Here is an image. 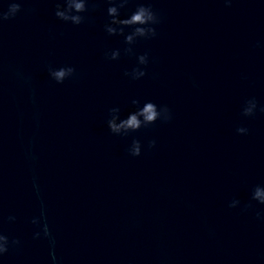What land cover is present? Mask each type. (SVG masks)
I'll return each mask as SVG.
<instances>
[{
  "label": "water",
  "instance_id": "water-1",
  "mask_svg": "<svg viewBox=\"0 0 264 264\" xmlns=\"http://www.w3.org/2000/svg\"><path fill=\"white\" fill-rule=\"evenodd\" d=\"M43 202L54 246L33 238ZM13 215L15 221H8ZM0 231L20 244L3 264H236L175 239L53 201L0 190ZM56 259L53 260L52 256Z\"/></svg>",
  "mask_w": 264,
  "mask_h": 264
},
{
  "label": "clouds",
  "instance_id": "clouds-1",
  "mask_svg": "<svg viewBox=\"0 0 264 264\" xmlns=\"http://www.w3.org/2000/svg\"><path fill=\"white\" fill-rule=\"evenodd\" d=\"M106 4L107 19L103 24V30L108 36L123 37L124 47L108 49L104 52L107 60H118L121 54L135 56L136 63L129 70L125 69L123 75L132 81L140 80L147 75V65L149 64V53H137L135 45L140 40H149L157 36L156 26L160 22V15L154 8L151 0H104ZM226 5L231 4V0H224ZM98 7L97 0H61L55 4L54 15L61 21L72 25H81L85 20L91 21L87 15L90 9ZM22 3L20 0H11L5 11H0V23L16 17L21 11ZM122 10H125L122 12ZM257 46L264 47V43L257 42ZM76 69L71 65H60L58 67L48 65V75L57 84L63 83L66 79L73 77ZM133 105L126 113H122L119 106H113L108 109V118L106 120L109 131L117 136L128 137L138 132L142 128L156 124L157 121L168 122L172 119V111L167 104H158L151 99H132ZM257 112L264 113V104H259L255 97L248 98L244 101L241 109L243 117H253ZM235 131L238 134L246 135L248 128L237 126ZM155 139L148 141L149 148L154 147ZM142 142L135 137L127 147L128 153L133 156H139L142 151ZM255 201L259 205H264V184H255L250 190L249 203L245 204L242 211H247L252 206L251 202ZM241 204L237 198H233L229 208H236ZM257 219L264 221V209L255 213ZM8 221H15L16 217L10 215ZM31 223L36 225L38 230L33 233V238H48L50 244L54 246L55 239L51 234L49 225L46 220L45 208L41 202L39 216H33ZM18 238L9 239L3 231H0V264H3L4 254L10 247L18 246ZM56 259L55 255L52 256Z\"/></svg>",
  "mask_w": 264,
  "mask_h": 264
}]
</instances>
